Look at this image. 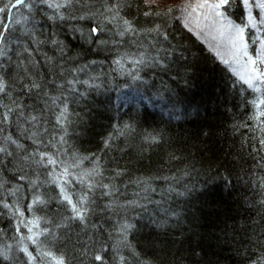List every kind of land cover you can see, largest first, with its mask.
Returning a JSON list of instances; mask_svg holds the SVG:
<instances>
[{"label":"trees","instance_id":"1","mask_svg":"<svg viewBox=\"0 0 264 264\" xmlns=\"http://www.w3.org/2000/svg\"><path fill=\"white\" fill-rule=\"evenodd\" d=\"M72 3L35 1L0 60V264H33L11 247L20 217L64 264H264V85L249 88L174 9ZM13 5L0 0V43ZM222 9L256 56L245 0Z\"/></svg>","mask_w":264,"mask_h":264},{"label":"rangeland","instance_id":"2","mask_svg":"<svg viewBox=\"0 0 264 264\" xmlns=\"http://www.w3.org/2000/svg\"><path fill=\"white\" fill-rule=\"evenodd\" d=\"M35 1L38 0H26L25 5L27 6H19L20 8H17L11 14L10 22L8 23V32L4 35L5 40L3 43H0V49H3L4 52V55H0V60L5 59V57L9 54V47L11 46V43L14 42L16 35L23 34L28 29L26 24L30 21L29 12L32 10L33 3H35ZM255 1L257 3L260 2V0ZM59 2H63V0H59ZM218 2L219 0H151L149 5L159 9H174L176 13H179V17L186 27L194 31L200 40L202 39L205 41L208 48L216 54L219 60L222 62L228 61V63H226L227 66L240 78L239 74H244V65L247 63V57L243 56V51H245V49L241 47L238 52L237 49L232 46L228 38L227 29H225V35L220 34V31L218 30L219 26L216 24L215 17L210 9L196 7L198 4H213ZM71 5H73V3H71ZM255 10H258L257 14L255 13ZM219 11L224 13L222 8ZM250 12L256 22L257 37L259 38L257 54L264 56V25L259 23L260 20L264 18V11L254 5L250 7L249 13ZM224 16L227 20L231 21L233 25L244 28L243 43L247 45L246 51L248 56L255 59L257 54L256 56L252 54L249 49L248 41L245 37L246 25L243 26L235 22L231 18H228L225 13ZM247 25L251 26L249 20ZM132 92L133 91H130V89L125 88L119 93V100H127V97H133ZM55 174L57 178H60L58 177L61 176L60 173L57 172ZM60 179H62L60 180V182H62L63 178ZM59 189L62 190L63 199L64 196L67 195L71 198L73 204H77L81 209L83 208V200L73 199V194L70 192L68 193L69 190H67L61 183L59 185ZM69 206L71 207L70 210H72V205L69 204ZM30 212L33 216L34 212ZM34 216L30 218H34ZM16 223L17 227L15 234L17 237L11 244L13 250L16 249L24 254L26 253V256H28L29 260L33 264H57L58 260H63L60 255L54 254L49 248L37 247V244L40 242V238L42 237L40 233L42 226L37 219L34 218L28 220L24 217H20ZM29 229H31V231H29Z\"/></svg>","mask_w":264,"mask_h":264},{"label":"snow or ice","instance_id":"3","mask_svg":"<svg viewBox=\"0 0 264 264\" xmlns=\"http://www.w3.org/2000/svg\"><path fill=\"white\" fill-rule=\"evenodd\" d=\"M41 3L47 4V6L55 12H59V10L63 7L71 5L73 0H63V2H59V0H40ZM144 2L150 3L151 0H144ZM230 0H219L218 3L213 4H198L196 7L199 8H208L211 10L212 14L215 17V22L219 26L218 30L220 31L221 35H225V29L228 30V38L234 48L237 49L239 52L240 48L243 47L245 51H243V56L247 57V63L244 65L245 71L244 74H239L240 79L248 85L249 88L253 89L255 92H261V86L264 85V56L257 54V57L253 59L251 56H248V53L246 51L247 45L243 43L244 41V28L235 26L233 23L226 19L224 16V13L219 11L221 8L225 7L227 4H229ZM25 5V0H15V5ZM245 6L251 7V4L249 3V0H245ZM7 7V6H6ZM255 7L261 9L264 11V0H260L259 3H255ZM119 4H113L112 7L107 9L109 12H113V10H116L113 14V19H115V16L118 14ZM5 11L4 8H0V12ZM149 13H145V15H148ZM60 19H63V17H57ZM83 18V17H81ZM249 23L252 27H256V22L254 18L251 16V12L249 13ZM260 24L264 25V18H262L259 22ZM123 24L125 26V31L131 30L130 22L125 20L123 21ZM92 33H96L98 29L93 28ZM121 35L124 33L121 32ZM55 43V42H54ZM0 55H4L3 49H0ZM225 63H228V61H225ZM33 87H39L38 84H34ZM5 92V83L2 78H0V93ZM259 103L261 105H264V98L260 99ZM11 111V109L9 110ZM260 116H264V111L259 113ZM64 116V113H61V117ZM61 117H58L60 119ZM32 120H35L36 117H31ZM264 130V129H262ZM261 145L264 146V139H261L260 141ZM4 149L0 148V152H3ZM50 164L54 163L53 160L49 159L48 161ZM68 169L66 168L64 170V174H67ZM105 187H107L105 185ZM64 199L72 205V211L75 213L76 218L83 220L84 218V212L81 211V208L78 207L77 204H73L72 200L69 196L65 195ZM83 199V198H82ZM79 203V202H78ZM35 223V222H33ZM132 227L130 224H124L121 227L122 232H126L128 228ZM31 231V229H29ZM34 242V241H33ZM2 254V253H0ZM102 258L100 256H96V260H101ZM57 264H64L63 260H58Z\"/></svg>","mask_w":264,"mask_h":264}]
</instances>
